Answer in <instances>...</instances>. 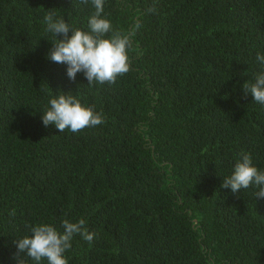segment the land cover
Wrapping results in <instances>:
<instances>
[{
	"label": "trees",
	"instance_id": "16d2710c",
	"mask_svg": "<svg viewBox=\"0 0 264 264\" xmlns=\"http://www.w3.org/2000/svg\"><path fill=\"white\" fill-rule=\"evenodd\" d=\"M49 11L88 31L95 8L0 0V264L65 219L94 234L73 236L67 264H264V198L221 186L242 154L264 171V105L243 91L264 72V0H104L108 36L130 45L129 71L103 84L47 57ZM61 93L103 123L45 126Z\"/></svg>",
	"mask_w": 264,
	"mask_h": 264
},
{
	"label": "clouds",
	"instance_id": "9594fccd",
	"mask_svg": "<svg viewBox=\"0 0 264 264\" xmlns=\"http://www.w3.org/2000/svg\"><path fill=\"white\" fill-rule=\"evenodd\" d=\"M81 2L87 4L88 0ZM91 3L95 12L88 20V31L73 28L49 11L44 18L46 30L56 38L50 40L52 47L47 57L55 63H66L70 80L74 81L77 73L82 72L89 84L114 83L119 75L129 71L127 49L130 37L122 36L119 32L109 37L110 21L102 17L104 0H91ZM256 59L264 64V54L258 53ZM243 91L245 94L251 93L255 102L264 105V72L257 74L254 82L245 81ZM49 104L50 108L43 112L42 121L45 126L54 123L61 133L66 129L78 132L103 123L101 115L94 113L91 107L85 106L76 96L61 93L52 98ZM252 185L258 189L256 197L264 198V171L257 169L250 154H242L235 163L233 173L223 178L221 186L237 193ZM62 227L63 231L60 232L51 224L41 223L31 227V235L17 238V264H29V261L39 264L42 259H46L47 264H67L64 253L72 247L74 235L79 234L90 243L94 239V234L85 227L84 219L78 222L65 219ZM21 253H26L30 260L21 258Z\"/></svg>",
	"mask_w": 264,
	"mask_h": 264
}]
</instances>
